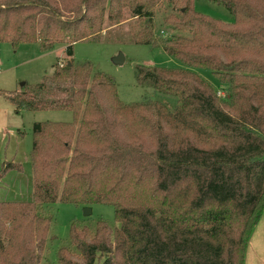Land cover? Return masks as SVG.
Segmentation results:
<instances>
[{"label":"trees","instance_id":"16d2710c","mask_svg":"<svg viewBox=\"0 0 264 264\" xmlns=\"http://www.w3.org/2000/svg\"><path fill=\"white\" fill-rule=\"evenodd\" d=\"M209 1L234 20L198 11L196 0H0V42L67 44L51 75L7 96L15 110L73 113L33 124V196L0 201V264L41 263L53 221L45 207L58 201L111 205L118 222H72L59 264H246L264 213V0ZM164 2L171 34L155 30ZM131 18L136 43L184 65L135 69L174 108L125 102L111 75L73 57L106 21ZM196 68L212 71L223 96ZM9 167L20 169L1 172Z\"/></svg>","mask_w":264,"mask_h":264},{"label":"rangeland","instance_id":"374dc122","mask_svg":"<svg viewBox=\"0 0 264 264\" xmlns=\"http://www.w3.org/2000/svg\"><path fill=\"white\" fill-rule=\"evenodd\" d=\"M198 11L224 22H232L233 15L222 5L209 0H196ZM172 11L164 2L155 14V30L157 33H174L163 23L164 17ZM136 19L124 20L109 26L96 37H89L74 43V59L90 61L96 70L111 75L118 88L119 96L125 102H137L154 99L174 108L176 99L160 93L149 85H139L135 77L136 65L143 63L159 67L176 68L184 65L175 57L167 54L163 48L136 43L132 34L138 29ZM67 44L57 42L50 50H44L37 42L20 43L14 47L12 43L0 42V201L30 200L33 196L34 182L30 151L32 148V127L35 122L73 120V113L68 110H38L17 112L8 99V95L25 84L39 83L44 76L51 75L56 64L65 62ZM122 53L125 61L117 64L114 57ZM208 80L223 96L222 84L205 68L194 69ZM10 163L19 164L20 169L9 167L4 173L2 168ZM87 207L71 203L55 202L45 207L53 217L48 234L46 248L40 264H59L57 247L70 244V225L77 222L94 229L99 219L117 226L114 207L107 204H93ZM87 212V214H86ZM54 237V238H53ZM253 244V243H252ZM249 251V249H248ZM246 264H264V249L260 243L253 245L246 259Z\"/></svg>","mask_w":264,"mask_h":264},{"label":"crops","instance_id":"0c3cea01","mask_svg":"<svg viewBox=\"0 0 264 264\" xmlns=\"http://www.w3.org/2000/svg\"><path fill=\"white\" fill-rule=\"evenodd\" d=\"M258 243H260L264 249V213H263L260 221L258 222L257 226L255 227V230H254L252 237L250 239V242L248 245L249 251L253 248V245L255 246ZM249 251H247V255H248ZM246 259H247V257H246Z\"/></svg>","mask_w":264,"mask_h":264},{"label":"water","instance_id":"95a60500","mask_svg":"<svg viewBox=\"0 0 264 264\" xmlns=\"http://www.w3.org/2000/svg\"><path fill=\"white\" fill-rule=\"evenodd\" d=\"M113 61L117 64H122L125 61V56L122 53H120L114 57ZM87 210L91 211L88 207H87ZM86 214H87V212H86Z\"/></svg>","mask_w":264,"mask_h":264},{"label":"built area","instance_id":"2783aa9c","mask_svg":"<svg viewBox=\"0 0 264 264\" xmlns=\"http://www.w3.org/2000/svg\"><path fill=\"white\" fill-rule=\"evenodd\" d=\"M0 67H1V64H0Z\"/></svg>","mask_w":264,"mask_h":264}]
</instances>
